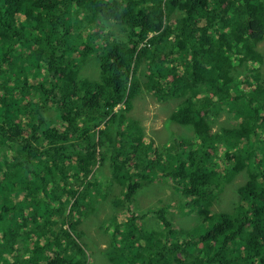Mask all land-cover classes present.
<instances>
[{
    "label": "trees",
    "instance_id": "1",
    "mask_svg": "<svg viewBox=\"0 0 264 264\" xmlns=\"http://www.w3.org/2000/svg\"><path fill=\"white\" fill-rule=\"evenodd\" d=\"M263 41L264 0H0V264H93L98 200L138 212L103 222L111 264H264ZM138 95L178 102L156 147ZM243 172L233 212L211 213ZM157 178L196 202L183 240L179 205L159 231L135 205Z\"/></svg>",
    "mask_w": 264,
    "mask_h": 264
},
{
    "label": "rangeland",
    "instance_id": "2",
    "mask_svg": "<svg viewBox=\"0 0 264 264\" xmlns=\"http://www.w3.org/2000/svg\"><path fill=\"white\" fill-rule=\"evenodd\" d=\"M260 48L264 51V41L260 44ZM89 73H92L90 70ZM81 76H85L82 74ZM95 76H97L95 74ZM142 95V94H141ZM141 95H138L135 98L134 105L135 108L132 110V114L135 115V118L140 121V126L144 129L146 135L144 136L145 144L149 145L152 142V146L156 147L158 144H162L164 137L169 136L168 127L172 129H181V127H172L165 123L167 118L169 117L171 110L178 105V102H168L164 105L163 103L155 101L152 96L147 95L143 98ZM48 114V113H47ZM51 115V114H49ZM129 116H131L129 114ZM48 118L55 119V114L53 117L46 116ZM227 125L226 127L233 128L236 127L235 122L228 123L226 120V114L222 118ZM219 124H216L214 128L218 130ZM184 130V128H182ZM154 159V158H153ZM98 168V171L93 176L89 178L92 179L94 183H102L108 181L107 175L108 172L101 171V165ZM109 168L108 164L102 167V169L106 170ZM160 171H157V175L160 176ZM248 176L246 173L239 174L231 183H228L224 186V189L217 194L220 196L219 200L215 202L211 207L212 212H233L234 206H236L238 202V193L237 189L239 186L245 184L247 182ZM151 186V188H149ZM149 187L142 188V191L137 192L135 196V203L138 210L147 211V217L143 221L140 220V224L145 223L150 231L159 229L164 230L163 227V219L162 215L166 217V214H162L160 211L166 204L179 205L181 208L179 210L173 209V215L169 216V220L172 222L173 230L176 231L175 237H178L180 240H183L184 234L188 231L189 228L196 224L195 217L197 216V210L194 213L188 215L183 211H188L195 205L196 202H192L191 199H184L181 197L180 201H184V204H188L190 206L189 209H183L182 203L179 201V196H173L172 191L173 186L171 185V180H166L165 178H157L156 181L151 184ZM95 192H93L94 194ZM98 193L94 195L97 196ZM9 196V195H8ZM99 197V196H97ZM131 203H129L130 205ZM152 210V211H151ZM97 214H86L84 221L81 224V242L85 244L87 247V252L91 254H87L88 259L93 264H111L108 258L109 252V226L103 224V222L109 220V216H115L119 223L123 222L124 224L132 219L136 212H130L127 205L120 204L117 200L114 204H112L109 200H105L104 202H99L98 207L96 206ZM160 214V215H159ZM109 224V223H108ZM111 229V228H110ZM183 231V232H181ZM151 233H148L151 236Z\"/></svg>",
    "mask_w": 264,
    "mask_h": 264
},
{
    "label": "clouds",
    "instance_id": "3",
    "mask_svg": "<svg viewBox=\"0 0 264 264\" xmlns=\"http://www.w3.org/2000/svg\"><path fill=\"white\" fill-rule=\"evenodd\" d=\"M115 112H117V111H115ZM47 116H48V114H47ZM46 118H47V117H46ZM135 205H136V203H135ZM137 213H138V212H137ZM137 213H136V214H137ZM110 230H111V229L109 228V231H110Z\"/></svg>",
    "mask_w": 264,
    "mask_h": 264
},
{
    "label": "bare ground",
    "instance_id": "4",
    "mask_svg": "<svg viewBox=\"0 0 264 264\" xmlns=\"http://www.w3.org/2000/svg\"><path fill=\"white\" fill-rule=\"evenodd\" d=\"M124 107V106H123Z\"/></svg>",
    "mask_w": 264,
    "mask_h": 264
}]
</instances>
